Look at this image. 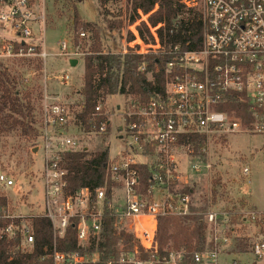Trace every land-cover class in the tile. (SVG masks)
<instances>
[{
  "label": "built area",
  "instance_id": "obj_1",
  "mask_svg": "<svg viewBox=\"0 0 264 264\" xmlns=\"http://www.w3.org/2000/svg\"><path fill=\"white\" fill-rule=\"evenodd\" d=\"M38 3L45 5V0H0V62L5 65L10 62L18 65L27 60L41 62L40 70L35 65L31 70L38 74L44 87L38 114L39 148L44 154V211L23 219L12 215L8 204L0 208V219L11 223L0 233L11 239L22 236L21 248L30 252L35 242L28 222L31 218L49 219L56 239L64 237L68 226L75 221L78 243L84 247L100 234L108 209L126 232L134 235L146 252L153 254L149 261L140 260L135 254L123 256L121 263L182 264V253H173L163 260L155 258L158 220L192 214L191 197L174 195L172 190L183 189L186 173L188 176L199 174L211 165L199 160L189 162L192 157H201L205 150L195 153L181 141L196 136L210 141L235 134L264 135V0H200L204 21L201 48L183 51L175 47L174 61L167 66L165 93L145 103L128 99L124 108L117 109L124 123L118 128L124 134L119 139L124 143V150L117 156L110 154L109 170L118 184L111 199L106 188L96 189L94 195L88 189L75 194L67 191L68 171L62 166L63 156L88 147L80 137V128L74 122L70 107L61 103L57 95H51L48 88L50 83L67 86L72 76L64 70L53 73L49 63L59 58L71 65L73 59L79 61L85 54L70 39L59 41L53 50L47 45L45 31L36 34L34 25L46 22L45 13H37ZM138 24L130 29L135 36L128 44L130 48L138 54L157 52L160 26L153 28L148 24L154 44H145L136 29ZM80 36L85 37V33ZM30 81L35 82L25 79L28 84ZM234 99L246 104L248 111L235 109L231 104ZM119 114H112L103 102L93 114L95 121L108 117L93 125L89 134L99 136L110 153L112 119L116 121ZM114 126L117 128L116 123ZM177 155L185 158L178 159ZM184 161L189 163L186 173L180 169ZM141 166L148 167L152 175L146 196L139 195L138 168ZM0 184L11 188L15 182L0 172ZM121 190L122 206L115 199V192ZM243 215V220L254 222L260 229L252 242L251 254L258 263L264 262V212L248 211ZM206 221L210 226V242L215 246L195 253V263L221 264L223 252L219 245L226 247L230 241L227 236L234 230L232 214L212 209L206 213ZM46 253L44 258H50L53 264H96L99 260L98 254L60 252L56 245Z\"/></svg>",
  "mask_w": 264,
  "mask_h": 264
},
{
  "label": "trees",
  "instance_id": "obj_2",
  "mask_svg": "<svg viewBox=\"0 0 264 264\" xmlns=\"http://www.w3.org/2000/svg\"><path fill=\"white\" fill-rule=\"evenodd\" d=\"M117 1L99 0L98 16L106 25L105 29L96 22H83L75 12L73 24L75 35H72L70 40L74 47H80V50L85 53L82 58L84 86L79 92V100L72 105L71 109L76 112L78 127L86 133L92 132L93 125L108 119L106 117L95 121L93 118L96 106L100 102L104 103L107 97L120 94L128 99L145 103L152 97L163 95L168 81L167 66L174 61L175 47H180L183 51H193L201 48L203 43V15L199 7L194 6L200 0H125L126 12L117 15V20H110L106 7ZM143 16H148L147 22L142 20ZM137 23L139 24L136 29L145 44H154V37L150 33L148 24L153 28L160 26L157 30L160 49L157 52L138 54L132 49H128L126 53L115 48L104 50L103 40L107 36L104 30L121 35L125 28L128 29ZM81 31L85 33L83 39L80 38ZM86 32L91 34L89 39L86 37ZM79 39L87 42V45L90 40V47H84L82 50ZM134 40V34L128 31L126 43L129 44ZM22 63L29 69L35 65V68L40 70V61L27 60L22 61L21 65ZM4 66L5 64L0 62V135L18 128L26 141L37 146L40 130L33 101L41 100L42 93L36 85H32L27 87L28 92L21 96L19 80L23 79V73L17 71V75H12ZM143 68H145L144 71ZM231 104L235 109L240 108L245 113L248 111V106L236 99L232 100ZM34 112L35 115H33ZM80 137L83 139L82 136ZM181 142L193 149L195 153L205 150L201 154L205 156L206 137L185 138ZM110 154L109 147L97 152L84 147L79 151L66 153L63 156L62 166L68 171V193L75 194L88 189L94 195L96 189L106 188L107 195L111 199L118 184L109 170ZM138 169L140 172L139 195L146 196L148 187L152 184V175L146 166ZM172 192L174 195L182 194L191 197L192 214L185 217L159 218L156 233L157 251L154 256L163 260L173 253H182L185 264H196L194 255L205 251L208 245L207 233L210 235V226L205 214L207 207L206 205L199 208L195 206L192 200L193 188L186 187L177 191L172 190ZM7 206L8 199L0 197V208ZM16 222L20 223L19 220ZM28 222L35 237L32 251L22 250V236L11 239L0 233V264H53L50 258L44 257L47 254L46 250L50 251L54 245L60 252L98 254L99 260L96 264H123L122 257L133 254L143 261H149L153 256L143 249L134 235L126 232L123 225L108 209L100 234L92 237L84 247L78 243L75 221L68 226L65 236L57 239L49 219L33 217ZM10 223L11 220L0 219V231ZM251 246L248 243L244 245L239 243L236 251L239 254L251 253Z\"/></svg>",
  "mask_w": 264,
  "mask_h": 264
},
{
  "label": "rangeland",
  "instance_id": "obj_3",
  "mask_svg": "<svg viewBox=\"0 0 264 264\" xmlns=\"http://www.w3.org/2000/svg\"><path fill=\"white\" fill-rule=\"evenodd\" d=\"M99 6V0H45V5L38 3L36 9L37 13H45L46 22L45 24L36 23L34 25L35 32L39 35L45 31L47 45L54 50L59 41L70 39L72 35H75L73 29L75 12L78 13L83 22H96L105 29L106 25L98 16ZM194 6L200 9V1L196 2ZM106 9L110 14L109 19L117 20V15L126 12L125 0L112 2ZM142 20L147 22L148 16H143ZM130 29L131 27L125 28L121 35L104 30L107 35L103 40L104 50L115 48L126 53L128 49H131L126 43L127 32L131 31ZM81 33L83 32L81 31ZM90 36L91 34L86 32L88 39ZM80 38L83 39L81 36ZM81 39L78 41L82 50L84 47H90V40L87 45V42ZM49 64L51 70L54 71L53 73L64 70L72 76L71 84L66 86L50 83L48 88L51 95H57L61 103L70 107L74 122L77 125L76 112L71 107L79 100V92L84 86V62L81 58L78 65L72 67L64 59L58 58L52 59ZM4 67L12 75H17V71L23 73V79L20 78L21 80H19L21 81L19 83L21 96L25 95L28 92L27 87H32V85H36L44 95L43 83L40 77L36 76L38 74L31 70L32 68L29 69L23 63L17 65L13 62L6 63ZM26 78L34 79L35 82L30 81L28 84L25 82ZM128 101L126 96L119 94L107 97L103 104L112 114H119L117 109L119 107L124 108ZM41 103V100L33 101L34 108H36V117L40 113ZM33 115H35V112ZM116 118V121L115 119H112V121L114 125L116 123L117 128L113 125L112 138L109 137L112 145V156H117L124 150V143L119 140L124 134L118 131V128H121L124 124L122 114L120 113ZM81 129L79 133L86 141L90 151L97 152L104 149L105 145L101 143L102 139L99 136L90 135ZM39 143L40 141L37 142V146H34L33 143L26 141L21 136V130L18 128L0 135V172L9 174L15 182L11 188L0 184V197L8 199V207L12 215L21 216L23 219L41 215L44 211V154L39 148L41 146V144L39 146ZM207 144L205 156H199L198 159L192 157L189 162L197 160L207 162L211 165V168L209 170L204 169L205 171L199 174L188 176L185 171H187L189 163L184 161L180 169L184 171L183 173H186L187 177L183 178L184 184L182 186L183 188H193L192 200L197 208L206 205V213L215 209L232 214V227L234 230L228 233L227 236L230 241L226 247L219 245V249L222 250V254L232 252L242 255L236 251L237 245L248 243L251 246L260 231L254 222L243 220V212L264 211V135L235 134L213 138L207 141ZM177 158L183 159L185 156L177 155ZM246 171L248 172L246 173ZM115 194L117 203L122 206L123 191H116ZM207 236L208 245L205 251L212 250L215 246L209 241L211 235L207 233ZM247 254L246 258L249 261L241 262L237 260L239 264L258 263L254 255ZM222 256L220 259L221 264L223 263ZM183 263L185 264L186 261ZM261 263L264 262H259V264Z\"/></svg>",
  "mask_w": 264,
  "mask_h": 264
},
{
  "label": "crops",
  "instance_id": "obj_4",
  "mask_svg": "<svg viewBox=\"0 0 264 264\" xmlns=\"http://www.w3.org/2000/svg\"><path fill=\"white\" fill-rule=\"evenodd\" d=\"M258 210V209H257ZM264 212V211H263ZM222 259H223V263L222 264H232L234 261H241V262H248L249 260L246 258V255L248 254H242V255H238L235 253H224L222 254ZM250 255V254H249ZM241 256V257H240ZM245 257V258H244ZM240 258V259H238ZM221 259V258H220ZM233 261V262H232ZM259 264V263H256ZM264 264V263H261Z\"/></svg>",
  "mask_w": 264,
  "mask_h": 264
},
{
  "label": "water",
  "instance_id": "obj_5",
  "mask_svg": "<svg viewBox=\"0 0 264 264\" xmlns=\"http://www.w3.org/2000/svg\"><path fill=\"white\" fill-rule=\"evenodd\" d=\"M77 65H78V60L73 59V60L71 61V66H72V67H76Z\"/></svg>",
  "mask_w": 264,
  "mask_h": 264
}]
</instances>
